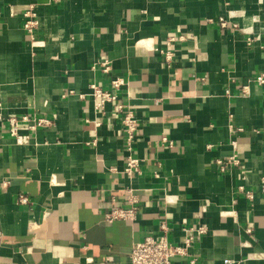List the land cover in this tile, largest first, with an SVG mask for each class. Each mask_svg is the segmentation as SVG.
Wrapping results in <instances>:
<instances>
[{"label": "crops", "instance_id": "crops-1", "mask_svg": "<svg viewBox=\"0 0 264 264\" xmlns=\"http://www.w3.org/2000/svg\"><path fill=\"white\" fill-rule=\"evenodd\" d=\"M105 61L111 75L93 69ZM261 72L264 0H0V264H130L164 220L176 243L206 229L199 264H264V87L249 81ZM116 76L139 122L132 152L123 113L90 94ZM25 116L51 124L30 131ZM130 154L141 168L128 176ZM129 189L136 220L105 222Z\"/></svg>", "mask_w": 264, "mask_h": 264}, {"label": "built area", "instance_id": "built-area-1", "mask_svg": "<svg viewBox=\"0 0 264 264\" xmlns=\"http://www.w3.org/2000/svg\"><path fill=\"white\" fill-rule=\"evenodd\" d=\"M24 23L23 29L27 33L31 43L34 45L37 42L36 33L40 26L39 14L36 7L32 5L29 9L24 12ZM219 24L223 28H227L230 24L225 18L219 19ZM237 26L234 25V28ZM178 39L171 37L167 40L166 50L164 53V58L167 63L172 60V46L176 43ZM99 66V67H98ZM98 66H94L93 69L99 68V70L105 75L112 74V66L109 62L105 61L98 63ZM197 80H204V78H198ZM250 82L255 83L260 87H264V72H261L254 77H252ZM126 85V81L123 77H113L110 80L108 88L100 86L98 83L93 82L90 84V94L97 100L96 109L102 113L106 114V107L108 104H112L117 113H123L122 123L126 133L127 150L129 152L133 151V145L138 136L139 122L136 119L133 112L127 108L124 104L120 102V91ZM244 92L248 91V87H244ZM22 122L28 124V130L36 131L38 128L48 126L51 124L49 119L37 118L30 119L25 116L21 119ZM10 125V132L12 137L16 140L17 144L21 145L27 139L21 136L20 127L18 120L14 117L8 119ZM100 126V123H97ZM171 144V143H170ZM233 146L236 147V142H233ZM222 170H225L229 165H237L238 160L236 156H232L228 161H220ZM141 164L140 161L133 157L131 154L127 157L126 166L124 172L131 176L133 173H140ZM261 191L264 192V179L262 181ZM128 202L129 207L127 208H115L111 211L105 213L104 221L107 223H112L120 220L135 221L138 212V200L134 198L132 194V189L128 190ZM247 197L249 199L254 198V194L251 191H247ZM19 203L27 204L29 203V198L24 195H20ZM186 235L184 240L180 243L172 242L169 239V227L167 222L164 220L161 222L159 227V235L146 236L143 241L137 243L130 255V264H176V261L182 258H188V264H199L198 258L192 254L193 247L198 243L199 237L206 234L207 231L203 227L198 228H188L185 230ZM223 264H244L242 261H236L231 259H225Z\"/></svg>", "mask_w": 264, "mask_h": 264}, {"label": "clouds", "instance_id": "clouds-1", "mask_svg": "<svg viewBox=\"0 0 264 264\" xmlns=\"http://www.w3.org/2000/svg\"><path fill=\"white\" fill-rule=\"evenodd\" d=\"M249 31H251V29H249Z\"/></svg>", "mask_w": 264, "mask_h": 264}]
</instances>
